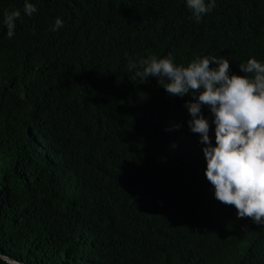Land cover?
Wrapping results in <instances>:
<instances>
[{
    "label": "trees",
    "instance_id": "1",
    "mask_svg": "<svg viewBox=\"0 0 264 264\" xmlns=\"http://www.w3.org/2000/svg\"><path fill=\"white\" fill-rule=\"evenodd\" d=\"M30 2L11 39L0 24V252L21 264H264V225L237 218L204 177L191 98L130 67L209 56L250 75L238 65L264 62V0H216L199 23L184 0ZM23 3L0 0V20Z\"/></svg>",
    "mask_w": 264,
    "mask_h": 264
},
{
    "label": "clouds",
    "instance_id": "2",
    "mask_svg": "<svg viewBox=\"0 0 264 264\" xmlns=\"http://www.w3.org/2000/svg\"><path fill=\"white\" fill-rule=\"evenodd\" d=\"M184 4L199 23L216 7V0H184ZM21 11L31 17L37 8L24 0L22 9L3 11L0 24L7 39L14 36ZM63 26L57 17L50 30L56 32ZM130 67L140 81L156 77L168 94L191 98L184 104L190 117L186 123L191 133L199 134L203 174L214 199L232 205L237 218L249 217L254 224L264 225V62L250 57L238 65L241 73L250 75L240 76L229 74V60L224 57L196 58L184 66L175 63L171 54L163 58L150 54ZM202 106L214 126L211 141L209 119L202 115ZM0 264L21 261L0 252Z\"/></svg>",
    "mask_w": 264,
    "mask_h": 264
}]
</instances>
